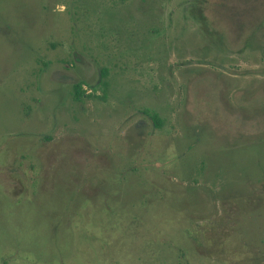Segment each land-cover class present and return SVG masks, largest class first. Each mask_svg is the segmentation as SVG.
Returning <instances> with one entry per match:
<instances>
[{
    "label": "rangeland",
    "instance_id": "obj_1",
    "mask_svg": "<svg viewBox=\"0 0 264 264\" xmlns=\"http://www.w3.org/2000/svg\"><path fill=\"white\" fill-rule=\"evenodd\" d=\"M260 155L264 0H0V264H264Z\"/></svg>",
    "mask_w": 264,
    "mask_h": 264
},
{
    "label": "trees",
    "instance_id": "obj_2",
    "mask_svg": "<svg viewBox=\"0 0 264 264\" xmlns=\"http://www.w3.org/2000/svg\"><path fill=\"white\" fill-rule=\"evenodd\" d=\"M185 7H186V9H185ZM185 7L182 8L184 12H186L188 10L187 5ZM213 49H214V51L216 53H218V55H223V58L225 56L229 57V56L233 55V52L230 51L229 49H227V47H225L224 44L223 45L221 44L220 48H217L213 43L208 42V45L205 48V50L213 51ZM215 49H217V50H215ZM207 51H204V56L206 55ZM108 74H109V70L107 68H103L101 70V77H100V82H99V85H98V88L101 89V91L103 92V94L105 96H106V94L108 92V89H109V86H110V83L108 81ZM84 85H85V83H79V84H76V85L73 86L72 96H73V100L76 103L82 102L85 97H88V98L91 97V95H88L87 91L84 89V87H83ZM144 114L147 115L148 117H150V119L152 120L154 126L157 129H161L163 127L164 121L161 119V117L159 116V114L157 112H153V111H150V110H145ZM249 150H251V149H249ZM246 152H248V151H246ZM257 157H261V158L264 159V157L262 155L257 156ZM204 169H205V166H204V164H202L201 169H200V174H203ZM257 169L260 172H264V161L262 163H258ZM254 171H256V170H254ZM254 171L250 170L249 172L245 173L243 176L244 177L245 176H251V175H253ZM237 176H238V178H236V179H237V182H239L242 179L243 176H241V175H237ZM202 186L204 187L203 183H202ZM194 188H195V186L192 187V189H194Z\"/></svg>",
    "mask_w": 264,
    "mask_h": 264
}]
</instances>
